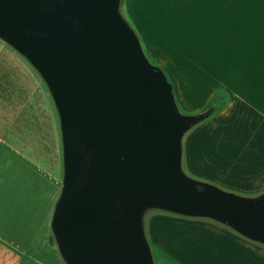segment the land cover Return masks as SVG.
<instances>
[{"label": "water", "instance_id": "obj_1", "mask_svg": "<svg viewBox=\"0 0 264 264\" xmlns=\"http://www.w3.org/2000/svg\"><path fill=\"white\" fill-rule=\"evenodd\" d=\"M120 0H0V36L38 68L55 100L64 181L52 229L68 264H155L145 212L207 217L264 244V192L188 176L182 113Z\"/></svg>", "mask_w": 264, "mask_h": 264}, {"label": "crops", "instance_id": "obj_2", "mask_svg": "<svg viewBox=\"0 0 264 264\" xmlns=\"http://www.w3.org/2000/svg\"><path fill=\"white\" fill-rule=\"evenodd\" d=\"M124 6L171 76L181 107L198 112L218 90L231 94L222 111L187 136L188 167L245 196L262 194L264 0H125ZM55 109L38 68L16 48L0 53V264H22L25 256L33 263L41 220L54 214L61 195ZM61 138L64 163L62 130ZM148 213L152 252L178 264H264V244L216 220L161 208Z\"/></svg>", "mask_w": 264, "mask_h": 264}, {"label": "rangeland", "instance_id": "obj_3", "mask_svg": "<svg viewBox=\"0 0 264 264\" xmlns=\"http://www.w3.org/2000/svg\"><path fill=\"white\" fill-rule=\"evenodd\" d=\"M124 1L125 0H120L119 10H120V13L122 14V16L132 26V23L128 19L127 11L125 10ZM132 28L136 31V33H137V35H138V37H139V39L141 41V44L143 46V49H144L146 55L148 56V58L154 64H157V65L161 66L160 65V61H158L159 60L158 59L159 58L158 55L155 54L156 57H157V58H155L154 55L151 54L147 50V44L145 43V41H143L144 40L143 35L139 34L138 29L135 28L134 26H132ZM148 45L150 46L151 44L148 43ZM4 51H15V48L11 44L6 43L2 39V37H0V53H2ZM161 67L164 69V71L166 72L167 76L172 81V78L169 75L168 71L163 66H161ZM42 86H43L42 87L43 89L46 87L44 81L42 82ZM51 100H52V98H51ZM179 108H180L181 112L186 113V114L199 113V111L198 112H196V111L194 112V111H189L187 109H184L180 105H179ZM57 110L58 109H55L56 127H57V132H58V134H56V145H57V155H56L57 156V165H56V168L57 169H56V173L55 174H56V178L58 180V183L60 182V186L58 187V191L60 192V190L63 187V181H64V163H63V158H62V147H61L62 138H61V130H60V115H59V112ZM208 119L203 120L202 122L198 123L197 125L193 126L191 129L186 131L183 134V136H182V144L183 143L185 144L187 136L193 130H195L197 127H199L202 124H204L205 122H207ZM182 169L188 176H190L192 178L212 183V184L217 185L218 187H220V188H222L224 190L235 192V191L229 190V189H227V188H225V187H223V186H221V185H219V184H217V183H215V182H213V181H211L209 179L201 178L198 175L194 174L191 171V169L188 167L187 155L185 154V152H184V155L182 153ZM235 193L245 196L244 194H241V193H238V192H235ZM149 211L150 210L148 209L145 212V215ZM52 214H53V212L51 213L49 218H47L46 220H41L40 235H39V247H38V250H34V261H33L32 264H68L67 261L65 260V258L60 253V250L58 248L55 236H54V234L52 232V229H51V222L50 221H51V218H52ZM151 214H152L151 212L148 213L146 219H149V216ZM190 219H193V218H190ZM211 222H215V221H211ZM222 226L225 227V225H222ZM144 228H145V233H146V237H147L145 220H144ZM225 228H229V227L226 226ZM218 251H219V253H222V254L226 253V250L224 248H222V247H220ZM152 254H153V258H154L155 264H178L176 261H174L173 259H171L167 255L162 254L157 249H154ZM220 259H223V258H220ZM27 262H29V260L25 256V259L23 260L22 264H27Z\"/></svg>", "mask_w": 264, "mask_h": 264}, {"label": "trees", "instance_id": "obj_4", "mask_svg": "<svg viewBox=\"0 0 264 264\" xmlns=\"http://www.w3.org/2000/svg\"><path fill=\"white\" fill-rule=\"evenodd\" d=\"M231 98H232L231 94L227 90L220 89L214 94V96L208 102V104L202 110L199 111V113L200 112H206V113H208V117L206 119L211 118L215 114L222 111L230 103ZM176 101H177V98H176ZM177 104H178V101H177ZM178 106H179V104H178Z\"/></svg>", "mask_w": 264, "mask_h": 264}]
</instances>
